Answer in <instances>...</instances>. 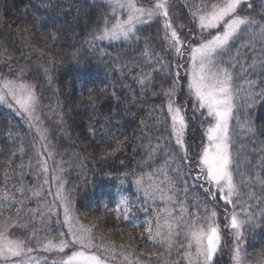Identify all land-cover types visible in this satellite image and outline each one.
Listing matches in <instances>:
<instances>
[{"label": "trees", "instance_id": "1", "mask_svg": "<svg viewBox=\"0 0 264 264\" xmlns=\"http://www.w3.org/2000/svg\"><path fill=\"white\" fill-rule=\"evenodd\" d=\"M155 1L146 4L141 0L140 6L151 7ZM200 3L173 0L169 5L170 10H180L177 4L182 8L179 35L185 54L188 42H198L199 31L192 22L194 9L190 6ZM238 12L264 25V0L247 1ZM106 21L110 26L114 18L103 0H0V78L34 87L36 115L50 150L46 159L21 117L0 103V219L10 217L13 238L29 241L34 249L29 254L32 264L57 261L61 253L42 248L46 239L59 238L64 232L54 188L45 183L48 174L57 175L71 198L75 218L84 226L95 225V244L100 245L101 238L110 241L115 253H126L132 264H188L182 259L184 248L179 244L169 253L144 232V221L154 216L160 205L146 201L143 192L136 190L134 179L154 173L158 183L165 174L179 175L182 182L176 185V214L181 201L193 214L197 207L201 214L214 207L217 223H224L223 227L233 205L225 207L218 198L211 200L205 185L195 180V172L189 168L193 155L200 151L201 137L196 134L202 123L194 119L187 132L186 160L171 133L163 93L172 86L177 67L162 19L139 25L135 38L129 41L94 40ZM255 31L258 33L259 28ZM250 37V32L242 33L232 42L229 54L238 61H234V72L235 82L242 88L240 97L249 92L257 96L251 107L238 97V115L243 121L241 114H248L252 131L233 120L231 150L241 199L247 202V211L255 214L243 230L242 259L245 264H264V183L260 182L264 181V39ZM254 63L255 67H250ZM181 72L174 99L193 120L188 115L192 99L183 95L186 80ZM141 78L146 79V85L139 83ZM156 145L159 148L150 159L149 152ZM177 167L182 169L179 174ZM121 196L128 198L134 213L128 220L122 216L117 219L114 211ZM142 208L148 212L140 211ZM235 211L243 215L239 205ZM134 220L137 227H133ZM228 231L226 227L222 230L225 238L231 236ZM184 242L181 234L179 243ZM226 242L230 251L231 242Z\"/></svg>", "mask_w": 264, "mask_h": 264}, {"label": "snow or ice", "instance_id": "2", "mask_svg": "<svg viewBox=\"0 0 264 264\" xmlns=\"http://www.w3.org/2000/svg\"><path fill=\"white\" fill-rule=\"evenodd\" d=\"M106 3L111 9L114 22L109 26L106 21L94 40L129 41L135 38L139 25L163 18L165 39L169 41L170 48L178 56L184 55L182 51L184 41L170 19L169 0H156L151 7L140 6L141 0H106ZM143 3L151 4V0H143ZM244 3L245 0H201L199 5L190 6L194 9L190 13L192 22L198 26L199 32L198 43L195 46L191 42L187 44L188 60L185 62L188 65L186 68L188 96L193 99L196 110H203L200 111V115L204 117L201 123L207 124L202 133L207 143L203 145L198 155L199 173L195 180H203L209 186L205 191L210 192L213 200L218 198V201H223L225 207L233 205V211L225 227L232 230L236 242L234 264H244L240 243L244 239L245 225L252 223L255 214L247 211V202L241 199V185L236 182L234 176V158L231 150L232 121L235 120L238 126L243 125L249 132L252 131L248 114L246 112L241 114L245 117L243 121L238 115L240 105L237 100L239 97L245 105L251 107L257 96L249 92L245 97H240L242 88L236 84L234 72L238 61L229 54L232 51V42L244 32H250L252 37L258 35L264 39V25H258L255 19L239 14L238 10ZM247 6L252 7L251 4ZM256 28H259L258 33L255 31ZM145 55H148L147 51ZM239 55L237 51L236 56ZM261 66L264 67V64ZM181 67L184 65L178 63L177 69ZM250 67H255V63ZM179 77L180 73L177 71L172 86L163 94L167 98L166 108L171 133L175 137V143L184 153L182 159L186 160L187 147L184 137L188 123L183 104H177L174 99L178 92ZM139 83L146 85V79L141 78ZM0 103L7 104L9 108L15 106L17 113L26 115L30 124L34 120H39V116L36 115L38 97L34 87L29 83L0 78ZM37 132L40 133L42 140L45 139L40 127H37ZM158 148L159 145H156L151 149L150 159ZM181 171L180 167L176 168L178 174ZM44 172H48L46 164ZM154 175L146 173L137 176L133 181L136 190L143 192L146 201L159 199L164 202V207L156 209L155 215L144 221V232L148 233V238L157 241L169 253L179 244L180 248H184L182 259L187 260L188 264H214V258L221 246V229L217 223L216 209L206 208L201 214L197 207L196 213L193 214L181 201L179 214H176L175 205L178 201L176 185L182 182V178L179 175L172 177L165 174L157 183ZM53 179L59 182L56 199L63 208V224L67 226V234L71 236V240L64 239L65 233L61 232L59 238L46 239V242L42 243L43 250L65 253L67 248L76 249L71 254L61 257L59 261H53V264H109V258L112 260L116 258L115 246L110 241H103V238L100 245L94 243L95 225L85 227L79 223L72 215L71 198L65 193L61 177L54 176ZM47 182L45 178V183ZM212 188H215V192L211 191ZM20 191L23 193L25 189L21 188ZM33 195L39 193L34 192ZM4 198H8L7 193L4 194ZM20 203L23 204V201ZM237 205L243 213L242 216L235 211ZM114 211L117 219L122 216L124 220H128L134 215L129 207L128 198L123 196L120 197ZM140 211L148 212V209L142 208ZM17 212L19 214L20 210ZM49 212H52L51 208ZM137 226L134 220L133 227ZM12 227L10 217L0 219V261L3 264H32V258L28 254L34 251L33 247L29 246L26 239L13 238L9 232ZM181 234L186 247L184 243H179ZM33 236L35 237V233ZM37 243L40 241L37 240ZM26 256L27 262L21 259ZM123 258L128 264H132L129 256L125 255Z\"/></svg>", "mask_w": 264, "mask_h": 264}, {"label": "rangeland", "instance_id": "3", "mask_svg": "<svg viewBox=\"0 0 264 264\" xmlns=\"http://www.w3.org/2000/svg\"><path fill=\"white\" fill-rule=\"evenodd\" d=\"M103 1L106 2V0H103ZM172 1L173 0H169V5H170V3ZM247 1H250V0H245V2H247ZM155 3H156V1L154 2V4ZM177 6L179 7L180 10H175V9L174 10L173 9L170 10L169 9V13H170V19L173 22V27L177 29L178 34H179L180 28H182L181 26L183 25V23H182V18L183 17H182L181 12H180L182 10L181 6H179L178 4H177ZM161 19L163 21V18H161ZM196 27H197V30L199 31L197 25H196ZM205 35H207V33H205ZM181 40L183 41L182 38H181ZM196 44H194L193 46H195ZM168 46L170 48V44L169 43H168ZM170 50L172 52L173 57L175 58L176 67H177V64L178 63L181 64V65H184V67H181L179 69L176 68V69H177V71H179V73H182L181 71L184 72V74H185V80H186V68L188 67V65L185 62L188 60V53L186 52V54L184 53L183 56H178L173 49L170 48ZM183 89H184L183 90V95H188V93H187V80H186L185 87H183ZM181 93H182V91H181ZM4 105L8 106L7 104H4ZM11 109L15 113H17V110H16V107L15 106L12 107ZM200 111H203V110H199V111L196 110V108L194 107V101L192 99V102L190 101V105H189V109H188V112L189 113L188 112L187 113H188V115L191 114V116L193 117V120L191 118L187 117V115L185 114V117H186V120H187V123H188V128L186 130L185 137H184L186 141L189 140V138H188L189 136L187 135V132L189 131V129H191L193 127L194 119H195V122H199V123H201V121L204 119V117H202L200 115ZM18 115L21 117V119L23 120V122L26 124L29 133L32 135V137L34 139L35 145L37 147L42 146V150L40 149L41 154L46 159L50 158V150L47 148V146L45 144L46 134L44 133L45 134V139L42 140L40 138V133L37 132V127H40L41 128V125H40L39 121H35L34 120L30 124V122H29V120H28V118H27L26 115H24V114H18ZM198 117L200 119H197ZM206 128H207V124H202V128H199L198 129V132L199 133H197L196 135H197V137H201V139L198 141V145H199L200 151H199V153H197V156L196 155H193L194 158L190 162V165H189V168L192 170V172H195L194 173L195 177L199 173V168H198V155L201 153V150H202L203 145L207 143L206 137H204L202 135V133L205 131ZM41 130L43 131L42 128H41ZM44 163H45V161L42 160V164H44ZM43 166H45V165H43ZM54 176H57V175H50V174H48V176H47L48 185H52V187L55 189V190L53 189L54 198H55V201L57 203L58 209L62 212L61 218H62V220H64L63 208H62V206L60 204V201L56 199L57 187H58V183L59 182L57 180L53 179ZM199 182H201L203 185H205L206 188L209 187L203 180H199ZM202 184H200V185H202ZM211 191L212 192H215V188H212ZM207 195H210L211 196L210 192L207 191ZM210 199L212 200V196L210 197ZM155 201H157V203H159V205H160L158 208L164 207V202H162L159 199H157ZM200 213H201V211H200ZM72 215L74 216V213H72ZM230 215H231V213H230ZM230 215H229V217H230ZM78 221H79L80 224L85 225L79 219H78ZM218 224H219V227L221 229V246H220V250L216 254V257L214 258V264H226L227 262H228V264H234L233 256L230 254V251L234 252L235 246H236V242H235V238H234V236L232 234V230L230 228H228L229 229L228 234L231 235V236H228L227 238H225L224 235H223V233H222L223 228H225V227H223L224 223L223 224L218 223ZM85 227H87V225ZM63 233H65L64 239L71 240V236H69L67 234L68 233L67 226L64 227V232ZM229 237H231V240H230ZM226 241H230L231 242L230 251H229L228 242H226ZM232 242H233V246H232ZM184 243H185V247H186V242H184ZM241 244H242V242L240 243V248L242 246ZM74 250H76L74 247H70V248L65 249V253H61L60 258L61 257H64L66 254H71V252L74 251ZM125 255H127V254L126 253L125 254H117V252H116L115 253V257L116 258L114 260H112L111 258H109V264H128V262L125 261L124 258H123ZM230 255H231V259H230ZM28 256H29V254H28ZM28 256L23 257L21 259H24L25 261H27ZM241 257H243L242 253H241ZM60 258L57 261H59ZM14 259H16V258H14ZM129 259L132 261V258L131 257H129ZM227 259H228V261H227ZM48 263L53 264V262H50V261H48ZM187 263H188V261H187ZM0 264H3V262L0 261ZM244 264H245V259H244Z\"/></svg>", "mask_w": 264, "mask_h": 264}]
</instances>
